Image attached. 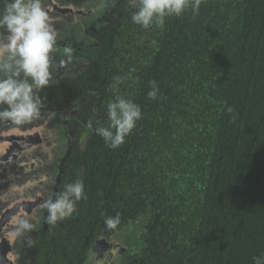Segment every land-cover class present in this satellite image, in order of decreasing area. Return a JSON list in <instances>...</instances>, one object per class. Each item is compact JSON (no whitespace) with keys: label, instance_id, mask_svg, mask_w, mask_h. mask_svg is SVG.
<instances>
[{"label":"flooded vegetation","instance_id":"1","mask_svg":"<svg viewBox=\"0 0 264 264\" xmlns=\"http://www.w3.org/2000/svg\"><path fill=\"white\" fill-rule=\"evenodd\" d=\"M8 2L0 0V12ZM42 7L55 51L49 84L36 92L41 106L35 120L51 126L58 140L52 199L77 180L84 195L76 211L55 225L44 214L24 239L17 264H189L206 219L199 172L184 159V143L176 141L184 127L173 126L171 117L165 121L158 109L164 100H136L143 76L174 38V16L162 27L144 29L132 23L135 9L128 0H42ZM171 45L161 69L181 42ZM116 77L123 78L118 89L112 87ZM118 95L139 105L141 118L112 149L87 124L91 119L93 129L107 126L106 105ZM116 149L122 152L114 162ZM117 214L120 224L107 229L104 219Z\"/></svg>","mask_w":264,"mask_h":264},{"label":"trees","instance_id":"2","mask_svg":"<svg viewBox=\"0 0 264 264\" xmlns=\"http://www.w3.org/2000/svg\"><path fill=\"white\" fill-rule=\"evenodd\" d=\"M172 22L136 100L149 101L156 82L158 109L184 127L176 141L199 172L206 219L189 264H254L264 258V0H203ZM175 42L182 49L161 69Z\"/></svg>","mask_w":264,"mask_h":264},{"label":"clouds","instance_id":"3","mask_svg":"<svg viewBox=\"0 0 264 264\" xmlns=\"http://www.w3.org/2000/svg\"><path fill=\"white\" fill-rule=\"evenodd\" d=\"M135 9L131 14L133 24L148 29L152 25L163 26L165 18L179 17L187 10L198 14L203 0H128ZM0 122L23 125L39 116V89L46 87L50 80V54L55 51V33L49 23V16L42 7V0H10L0 12ZM71 55V49L64 50ZM31 81V82H29ZM123 78L114 79L113 88L118 89ZM149 99L155 100L158 87L149 82ZM228 112L232 109L229 107ZM107 126L93 129L90 119L87 127L100 136L104 143L118 148L125 142L141 118V108L123 96H116L106 105ZM84 195L83 182L77 180L65 185L64 190L53 200L43 205L47 210V223L55 225L70 217L76 211V204ZM18 229L33 227L28 218H18ZM107 229H116L120 216L104 219ZM254 264H262L264 258L254 257Z\"/></svg>","mask_w":264,"mask_h":264},{"label":"water","instance_id":"4","mask_svg":"<svg viewBox=\"0 0 264 264\" xmlns=\"http://www.w3.org/2000/svg\"><path fill=\"white\" fill-rule=\"evenodd\" d=\"M58 172L51 126L35 119L0 125V264H17L24 239L41 226ZM18 218H28L33 227L18 232Z\"/></svg>","mask_w":264,"mask_h":264}]
</instances>
